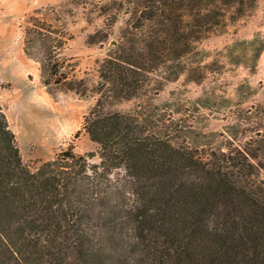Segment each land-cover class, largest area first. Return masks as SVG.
Wrapping results in <instances>:
<instances>
[{"label":"trees","instance_id":"1","mask_svg":"<svg viewBox=\"0 0 264 264\" xmlns=\"http://www.w3.org/2000/svg\"><path fill=\"white\" fill-rule=\"evenodd\" d=\"M256 3L109 0L103 26L86 39L104 42L118 19L110 11H123L82 118L97 163L69 146L32 170L0 105V264H264L261 129L242 146L203 154L176 143L151 102L108 108L158 94L187 70L201 38ZM68 38L36 14L26 21L23 51L40 63L45 86L67 79L57 57ZM258 41L264 47L257 36L246 43Z\"/></svg>","mask_w":264,"mask_h":264},{"label":"rangeland","instance_id":"2","mask_svg":"<svg viewBox=\"0 0 264 264\" xmlns=\"http://www.w3.org/2000/svg\"><path fill=\"white\" fill-rule=\"evenodd\" d=\"M108 3L0 0V105L11 113L17 109L15 118L9 116L21 127H45L51 132L53 126L55 132L46 138L38 134L36 139L16 138L23 161L32 170L39 161L52 159L69 146L88 162L99 161L98 147L81 125L97 98L99 64L125 25L123 11L113 9L110 12L118 14V19L108 38L102 43L86 41L103 26L106 16L102 8ZM32 14L69 37L58 51V62L63 65L58 74L67 75L61 83L45 86L40 63L21 51L23 29ZM256 36L264 41V0H257L253 10L201 38L196 43L197 54L185 58L187 70L164 81L158 94L109 104L108 108L130 111L138 101L151 102L169 119L174 141L203 154L231 144L242 146L255 128L264 134V47L259 49V41L246 43ZM37 94L43 97L36 99L35 106L32 97Z\"/></svg>","mask_w":264,"mask_h":264},{"label":"crops","instance_id":"3","mask_svg":"<svg viewBox=\"0 0 264 264\" xmlns=\"http://www.w3.org/2000/svg\"><path fill=\"white\" fill-rule=\"evenodd\" d=\"M21 51L24 53V51H23V45L21 46ZM37 91H38L37 93L40 94L41 93V88L38 87L37 88ZM39 96L40 97H43L42 95H38V94H37V96L35 95L34 97H32V99L34 100L33 101V105H35L36 99H38ZM17 100L19 101L21 99H17ZM37 107H38V105H37ZM3 110H4V112L7 115V118H8L9 124H10V127L13 130V132L15 133V136H16L17 139L20 138L19 137L20 135H22L21 138H24V139H36L35 138V135H37V134L40 135V136H44L43 138H46L47 136H50V135H54L55 134V132L53 130V126H52V129H51V132L48 131V130H46L45 127L44 128H39V129L37 128V126L31 127L30 125H26V126L21 127L18 123H15V120L16 119L15 120L14 119H11V117L9 116V114H12L14 116V118H15V115L14 114H15V112H17V109L16 110H13L12 109V113L7 108H5V107L3 108ZM70 124H71V122H70ZM48 132H50V134ZM49 159H51V158H46L45 160H49Z\"/></svg>","mask_w":264,"mask_h":264}]
</instances>
